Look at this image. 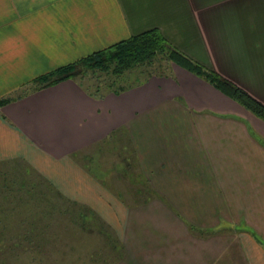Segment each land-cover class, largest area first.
<instances>
[{"label": "crops", "instance_id": "obj_1", "mask_svg": "<svg viewBox=\"0 0 264 264\" xmlns=\"http://www.w3.org/2000/svg\"><path fill=\"white\" fill-rule=\"evenodd\" d=\"M151 29L264 105V0H0V166L96 216L128 264H264V121L176 65L32 83Z\"/></svg>", "mask_w": 264, "mask_h": 264}, {"label": "rangeland", "instance_id": "obj_2", "mask_svg": "<svg viewBox=\"0 0 264 264\" xmlns=\"http://www.w3.org/2000/svg\"><path fill=\"white\" fill-rule=\"evenodd\" d=\"M173 65L157 56L152 62L122 74L87 70L78 79L91 91L102 93L126 87L154 73H167ZM26 168L19 163L0 166V245L13 244L17 227L26 222L33 231L27 238H20L19 244L27 247L28 239L33 246L29 247L31 250L17 248L11 254L0 251V264H128L126 257L122 261L124 253L117 251L108 228L53 194ZM82 219L84 228L80 224ZM214 230L217 236L230 233L221 227Z\"/></svg>", "mask_w": 264, "mask_h": 264}, {"label": "trees", "instance_id": "obj_3", "mask_svg": "<svg viewBox=\"0 0 264 264\" xmlns=\"http://www.w3.org/2000/svg\"><path fill=\"white\" fill-rule=\"evenodd\" d=\"M157 56H162L167 61L183 68L184 70L206 80L215 89L222 92L237 104L252 113L258 119L264 121V105L252 98L245 91L234 84L225 80L217 73L207 70L199 63L193 61L180 51L169 44L157 29H151L141 34L122 40L105 49L96 51L86 57H83L73 63L60 67L48 74L39 76L32 80L37 88H44L55 85L65 80H80L79 76L85 74V71H112L114 74H122L135 66L150 63ZM84 86V84H81ZM86 90L91 91L86 86ZM124 87L119 88V90ZM117 90V89H114ZM110 91V90H109ZM95 93H99L98 91ZM10 101V98L0 99V106ZM90 218H96L92 213ZM31 224L26 222L20 224L15 232L13 244H1L0 251L11 254L17 248L29 249L33 246L27 239V247L19 244L20 238H27L29 232L33 231ZM9 232V229H8Z\"/></svg>", "mask_w": 264, "mask_h": 264}]
</instances>
